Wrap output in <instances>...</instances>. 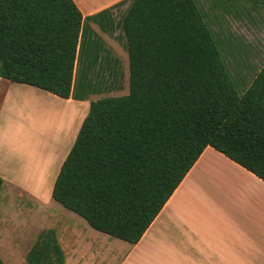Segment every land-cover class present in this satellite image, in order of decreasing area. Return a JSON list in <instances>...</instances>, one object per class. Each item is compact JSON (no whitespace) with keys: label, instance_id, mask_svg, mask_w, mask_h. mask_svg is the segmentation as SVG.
Wrapping results in <instances>:
<instances>
[{"label":"trees","instance_id":"trees-1","mask_svg":"<svg viewBox=\"0 0 264 264\" xmlns=\"http://www.w3.org/2000/svg\"><path fill=\"white\" fill-rule=\"evenodd\" d=\"M83 20L73 0H0V77L65 98L99 93L93 74L109 59ZM86 20L115 27L108 10ZM120 24L128 93L89 102L51 196L134 244L208 145L264 180V64L240 91L197 0H129ZM25 257L64 264L56 231L41 230Z\"/></svg>","mask_w":264,"mask_h":264},{"label":"crops","instance_id":"crops-1","mask_svg":"<svg viewBox=\"0 0 264 264\" xmlns=\"http://www.w3.org/2000/svg\"><path fill=\"white\" fill-rule=\"evenodd\" d=\"M73 1L81 11L83 25L87 17L129 3ZM91 23L96 24L91 21V27ZM39 99L48 103L44 109L51 118L45 121L48 129L44 130L54 133L48 140L52 141V151H47L42 166L31 167L23 157L17 158L16 150L4 146L0 137V177L4 180L0 191L11 186L32 197L52 198L61 164L89 109L86 99L60 97L0 77V126L5 117L3 109L6 113L15 112L18 102L23 105L24 111H20L25 114V121H32L33 115H28L39 109ZM39 140L42 139L31 137L30 144H39ZM82 234L69 231L70 264H97L105 253L111 258L117 252L125 254L114 264H264V180L208 145L141 238L134 244L128 242L127 250L123 243L107 237H98L92 240L97 244L87 246ZM109 258L102 261L110 263Z\"/></svg>","mask_w":264,"mask_h":264},{"label":"rangeland","instance_id":"rangeland-1","mask_svg":"<svg viewBox=\"0 0 264 264\" xmlns=\"http://www.w3.org/2000/svg\"><path fill=\"white\" fill-rule=\"evenodd\" d=\"M197 2L205 12V19L213 31L214 39L232 80L242 91L264 64V6L253 7L249 2H244V7L237 6V3L225 5L219 0H197ZM126 7V4L118 5L111 11L115 22L112 33L104 32L96 24L91 23L104 45L103 56L109 61L103 62L100 70L93 74L94 79L101 82V90L99 93L90 94L86 98L89 102L104 96L128 93V54L120 24ZM90 22L85 20V24ZM78 67L77 62L76 68ZM39 100V109L37 108L34 114L28 115H33L32 121H25V114L20 111L23 105L18 102L15 112L6 113L5 108L3 109L2 114L5 117L0 126V137L4 146L16 150L17 158L23 157L31 167L42 166V159L48 157L47 151H52V141L48 140L54 133L50 129L44 130L48 129L47 124L44 125L45 121L51 118L44 109L48 103ZM35 106L38 107V104L36 103ZM32 117L28 118L32 119ZM31 137L36 140L42 139L39 140L42 142L39 144L34 142V145H31ZM29 194L11 186H6L0 191V257L5 264H26V253L43 229L56 231L66 254L64 264H70L68 234L71 229L84 233L82 237L87 240V246L97 244L92 240H97L98 237H107L106 239L111 241L123 243L126 250L130 247L128 242L106 236L91 228L83 218L66 210L52 198L32 197ZM124 254L120 255L117 252L115 256L109 258L110 255L105 253L103 257L97 259V264L117 263ZM103 258H109L110 263L102 261Z\"/></svg>","mask_w":264,"mask_h":264}]
</instances>
